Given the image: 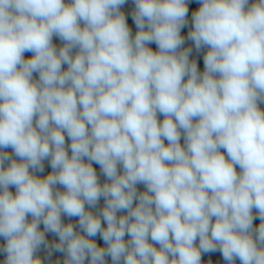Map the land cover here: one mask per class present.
Masks as SVG:
<instances>
[{
	"label": "clouds",
	"instance_id": "1",
	"mask_svg": "<svg viewBox=\"0 0 264 264\" xmlns=\"http://www.w3.org/2000/svg\"><path fill=\"white\" fill-rule=\"evenodd\" d=\"M125 3L0 0L5 264H42V245L66 253L64 264H202L217 250L226 264H264V0H200L188 39L208 48L203 73L181 50L188 0H134V37ZM49 158L45 178L30 173ZM93 162L110 183L98 182ZM101 197L100 215L86 210ZM45 232L59 242L48 245Z\"/></svg>",
	"mask_w": 264,
	"mask_h": 264
},
{
	"label": "trees",
	"instance_id": "2",
	"mask_svg": "<svg viewBox=\"0 0 264 264\" xmlns=\"http://www.w3.org/2000/svg\"><path fill=\"white\" fill-rule=\"evenodd\" d=\"M255 0H249V6L254 3ZM201 6L200 4V0H188V14L186 17L187 23L185 24V26L181 29V35L182 37H184V44L181 47V50L183 49H187V48H191V53L189 55V59L190 61H194L197 64L198 70L203 73L204 71V60L203 57L206 54V52L208 51L207 47H202L201 49L197 50L194 44V41L188 39V34L189 32L192 30L193 28V20H192V15L193 12L198 10L199 7ZM121 12L125 15L126 17V21L131 29L132 35L133 37L135 36V33L137 31L136 25L134 23V20L132 18V14L135 11V3L134 0H126V3L123 4L121 6ZM54 38V35H53ZM52 38V39H53ZM53 45L59 49L60 47H62L64 45V41H60V42H53ZM150 48H152L154 51H158V47L155 43H150L148 45ZM78 51V49H73L72 51V55L74 56L76 54V52ZM33 56L32 52H25L24 53V57L26 59L31 58ZM62 70H67V65L64 64L62 65ZM33 80L34 81H38L39 80V73L38 72H34L33 73ZM187 79V77L185 78ZM259 108L264 111V102H260L258 104ZM157 118L159 121H163L164 116L162 114L157 115ZM195 122V121H194ZM70 139L67 136V133H65V147L66 150L68 151L69 156L71 155V150H70ZM164 143L167 145V140L164 141ZM181 145H184V138H183V133L181 134V141H180ZM2 151L8 153L13 160L20 162V158L15 156L14 150L11 147L2 149ZM220 151L222 152V154L225 155L226 159L227 157V153L224 149H220ZM11 161H5V167L8 166V164ZM85 163H88L87 158H85ZM44 165V170L41 171H34L32 169H29L30 173H32L33 175L39 177V178H45L48 174H50L52 172L51 166H50V158L49 159H45L43 162ZM92 166L94 168V170L97 173V177H98V182L103 185L104 183H110V181L106 178V176L103 174L102 169L100 167L99 164L96 163H92ZM236 170L239 173L240 169L239 166H236ZM118 171L119 172H123L122 166L118 165ZM9 190L15 194L16 192V188L15 186H10ZM55 191H66V189L62 186V185H55L54 186V192ZM137 191L138 192H144L146 191V187L143 184H137ZM138 201L134 200V206ZM105 199L104 197H101L99 199V201L97 202V204L95 205V207H90L89 205L85 204V208L87 211H90L91 213H93L94 215H100V213L102 212L103 208L105 207ZM123 215H127L126 210L124 211H119L117 212V216H123ZM253 216L255 217L253 220V228H258L259 224L261 223L259 216H258V212L256 209H253ZM31 216H28V220L29 222L31 221ZM62 222L64 224H68L71 223L74 226V230L80 234V235H85L86 233L83 232V230L79 227V218L78 217H68L64 214H62L61 216ZM101 222H102V226L106 227V222L103 220L102 216H101ZM39 228L41 231H44V226L41 223L39 225ZM86 238L94 241L95 243H97L98 247H103L106 248L107 245L106 243L103 241L102 237L100 234H97L95 237H87ZM45 239L48 242V245H52L54 243H58L59 242V237L57 234L54 233H50V232H45ZM131 239V237L126 233L124 240L127 243L129 240ZM149 242L153 243L149 237ZM197 245L199 243V241H196ZM6 245V240L3 237H0V264H5L6 261V253L3 251V248ZM155 247L159 248L158 244H154ZM39 252V253H38ZM46 254L49 257L43 258L42 253ZM35 256L39 257L42 261V264H64V261L66 259V253L63 252H57L55 249L49 247V246H44L42 245L39 250L35 253ZM201 260H202V264H226V262L223 259V256L221 254V252L219 250L215 251V252H208V253H202L201 256ZM85 264H90V257L88 259H86ZM105 264H112V260L110 256H106L105 257ZM235 264H241L240 260L237 258L235 260Z\"/></svg>",
	"mask_w": 264,
	"mask_h": 264
},
{
	"label": "rangeland",
	"instance_id": "3",
	"mask_svg": "<svg viewBox=\"0 0 264 264\" xmlns=\"http://www.w3.org/2000/svg\"><path fill=\"white\" fill-rule=\"evenodd\" d=\"M60 42V41H62L57 35H54V38L52 39V42ZM34 124H35V119H34ZM39 253V252H38ZM42 256H43V258H46V257H49L47 254H46V252H45V254H43L42 253Z\"/></svg>",
	"mask_w": 264,
	"mask_h": 264
}]
</instances>
